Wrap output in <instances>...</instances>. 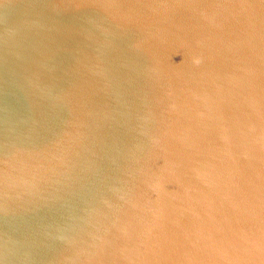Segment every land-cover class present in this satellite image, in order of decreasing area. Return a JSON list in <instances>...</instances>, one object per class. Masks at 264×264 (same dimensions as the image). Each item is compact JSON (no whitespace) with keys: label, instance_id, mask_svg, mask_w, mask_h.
Wrapping results in <instances>:
<instances>
[{"label":"water","instance_id":"95a60500","mask_svg":"<svg viewBox=\"0 0 264 264\" xmlns=\"http://www.w3.org/2000/svg\"><path fill=\"white\" fill-rule=\"evenodd\" d=\"M0 264H264V0H0Z\"/></svg>","mask_w":264,"mask_h":264}]
</instances>
